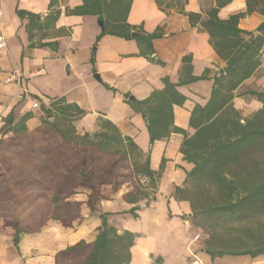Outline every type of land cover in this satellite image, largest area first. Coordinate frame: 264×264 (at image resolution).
Returning a JSON list of instances; mask_svg holds the SVG:
<instances>
[{"label":"crops","instance_id":"0c3cea01","mask_svg":"<svg viewBox=\"0 0 264 264\" xmlns=\"http://www.w3.org/2000/svg\"><path fill=\"white\" fill-rule=\"evenodd\" d=\"M225 1L0 0V133L7 121L16 125L27 115L28 131H35L45 109L62 101L84 111L75 122L79 133L95 131L100 119L110 121L137 146L129 160L132 169L133 162L139 167L149 158L153 171L152 176L133 172L117 190L104 188L99 211L85 223L64 229L59 242L66 245L59 250L81 240L93 242L102 214L120 234L127 231L135 237L126 264H264V255L216 253L223 249L222 241L196 224L185 188L193 165L180 153L183 135L173 133L151 146L146 119L136 109L139 101L163 90L167 79L187 97L183 106L174 107L175 126L194 133L191 111L197 104L206 105L215 77L227 66L201 21ZM190 14L199 15L195 25ZM237 14H244L239 28L246 40L252 34L263 36L264 0H231L218 10L222 20ZM259 59L258 69L235 91L233 104L244 119L264 106L250 94H264V42ZM96 84L113 94L112 105L103 111L94 103ZM158 145L162 154L154 156ZM6 264H20V259Z\"/></svg>","mask_w":264,"mask_h":264},{"label":"trees","instance_id":"16d2710c","mask_svg":"<svg viewBox=\"0 0 264 264\" xmlns=\"http://www.w3.org/2000/svg\"><path fill=\"white\" fill-rule=\"evenodd\" d=\"M230 1L220 2L218 8L210 11L209 18L201 21L227 66L224 74L215 77L206 105L197 104L191 111L189 127L194 133L175 126L174 107L183 106L187 97L178 91V84L167 79L163 90L139 101L136 109L147 120L151 146L173 133L183 135L180 153L184 161L193 165L187 173L185 188L188 193L191 184L196 190L195 195L188 194L195 221L198 216L211 221L204 228L213 239L222 241L223 249L216 253L257 257L264 255V106L244 119L233 100L238 87L260 66L264 23L259 28L263 36L252 34L246 40L239 28L244 14L227 20L218 17L219 8ZM189 18L192 25L199 22V15L190 14ZM250 94L264 103V94ZM45 114L41 126L33 132L25 125L27 115L16 125L7 121L0 133V153L12 151L23 164L5 169L0 163V218L4 227L14 230L13 243L17 247L21 235L37 231L45 216L71 228L81 218L84 205L91 213L99 211L105 186L117 190L131 180L133 172L153 174L149 158L139 167L133 162L132 169L129 160L136 156L137 146L110 121L100 119L95 132L81 134L75 122L85 113L76 105L56 101L51 109H45ZM58 119L67 127L63 128ZM10 132L12 135L5 137ZM82 190L88 192L87 200L73 199ZM41 198L48 201L36 212L45 216H40L39 225L32 226L22 217L21 209L31 199ZM100 219L95 240H81L58 251L56 264L130 261L134 235L127 231L120 234L102 214Z\"/></svg>","mask_w":264,"mask_h":264},{"label":"rangeland","instance_id":"374dc122","mask_svg":"<svg viewBox=\"0 0 264 264\" xmlns=\"http://www.w3.org/2000/svg\"><path fill=\"white\" fill-rule=\"evenodd\" d=\"M96 48L97 45L93 47V52ZM102 55L103 54H101V57H103ZM91 63L93 65L96 63V57L94 56V53ZM96 87L97 88L94 91L93 95L94 103L103 111L104 108L106 109L112 105L113 94H109L108 91L100 84H96ZM58 122L63 128L67 127V123L59 119ZM154 154V156L161 155L162 146H156ZM0 163L2 164V166H4L5 169L8 166L15 168L22 167L23 165L21 158L14 154L12 151L0 153ZM108 187L109 186H105L104 188ZM104 188L102 190H105ZM195 191V188L190 184L188 186V194L193 196L196 193ZM87 197L88 192L82 190L77 195H75L73 199L87 200ZM47 201V198L34 200L31 199V201L28 202L26 206L23 207V209H21L22 217L27 218L28 224L37 226L41 223L42 219H40V216L44 217L45 215H41V212L37 213L36 210L42 205L46 204ZM33 211H35L34 214H32ZM85 215L87 218L85 217ZM89 215L92 216V213L87 208V206L84 205L82 208L81 218L76 220L71 228H75L77 225L85 223V221L89 218ZM43 220L44 221L42 226L37 231H34L32 233H23L21 235V241L19 247H17L13 243L14 230L12 228L4 227L3 222L0 218V260L2 261V264H6L9 260L12 259H20V264H56L54 256L56 254L54 253H57L59 248L66 245V243L62 244L61 242H59V239L64 237L62 231L67 228L63 227L59 221L51 218H46V216ZM196 224L201 226L204 234H209L207 228L204 227L209 226L211 224V221L205 219V217L203 216H198V218L196 219ZM218 224L220 226L221 221ZM23 255H25V257H23Z\"/></svg>","mask_w":264,"mask_h":264},{"label":"water","instance_id":"95a60500","mask_svg":"<svg viewBox=\"0 0 264 264\" xmlns=\"http://www.w3.org/2000/svg\"><path fill=\"white\" fill-rule=\"evenodd\" d=\"M100 25H101L102 28H104V23H103V21L100 22ZM222 74H224V70H223V69H221L220 72H219V75H222ZM95 78H96L98 81H101V78H100L99 75H95ZM129 100H130V101H133L134 99H133V97H130ZM146 122H147V120H146Z\"/></svg>","mask_w":264,"mask_h":264},{"label":"built area","instance_id":"2783aa9c","mask_svg":"<svg viewBox=\"0 0 264 264\" xmlns=\"http://www.w3.org/2000/svg\"><path fill=\"white\" fill-rule=\"evenodd\" d=\"M1 45H2V42H1V37H0V46ZM33 106L34 107H37V106H39V104L37 102H34L33 103ZM151 264H157V263L151 260ZM195 264H198V261H195Z\"/></svg>","mask_w":264,"mask_h":264}]
</instances>
